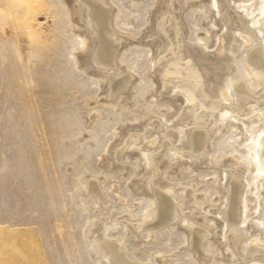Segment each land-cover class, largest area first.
Returning <instances> with one entry per match:
<instances>
[{
    "label": "rangeland",
    "instance_id": "374dc122",
    "mask_svg": "<svg viewBox=\"0 0 264 264\" xmlns=\"http://www.w3.org/2000/svg\"><path fill=\"white\" fill-rule=\"evenodd\" d=\"M98 1L120 38L112 70L95 62L99 40L82 0H0V228L33 230L46 264H96L99 239L133 264H264V174L253 183L243 126L263 130L264 106L246 104L238 122L227 114L236 85L252 81L248 55L264 50L262 36L252 43L239 24L264 31V0ZM19 8L15 25L8 16ZM174 65L197 69L190 97ZM122 79L127 86L111 91ZM199 121L207 138L193 152ZM235 174L233 235L226 208ZM156 191L176 215L148 227ZM192 228L204 231L198 247Z\"/></svg>",
    "mask_w": 264,
    "mask_h": 264
},
{
    "label": "bare ground",
    "instance_id": "6f19581e",
    "mask_svg": "<svg viewBox=\"0 0 264 264\" xmlns=\"http://www.w3.org/2000/svg\"><path fill=\"white\" fill-rule=\"evenodd\" d=\"M82 1L84 5H86L88 8L91 19L90 21L91 26L92 28H94V32L98 36V40H99L98 49L94 55L95 62L103 69L112 70L114 69L113 63L120 42V38H118V36L110 26V14L107 11V9L103 7L98 0H82ZM218 1L225 2L227 0H218ZM7 6L8 4L6 3V7H4V12H6V10H9ZM249 12L250 15H254V12L252 11ZM260 12L263 13L262 7L260 9ZM24 13L25 11L24 10L21 11L20 9L17 10V14H15V16L11 15V17L8 16V18L11 19L17 17V23H14L16 25L18 24L19 19H21ZM250 23H252V21H248V20L240 21L239 31L241 33H244L247 37H249L252 43L253 42L258 43L260 40L259 37L253 34L257 32L264 39V31L260 29L256 30V28H254L256 26V23L254 27H250L249 26ZM24 30L22 33H25ZM161 33H163V31H161ZM247 37H245V39L248 40ZM252 37L254 38L252 39ZM221 55H223L224 58H227L226 55L222 53ZM25 57L28 59L30 58L32 59L31 52L29 51L26 52ZM209 63L210 61L208 60L207 64ZM213 64H215V66H218L220 68L225 64V59L215 57V62ZM246 67H247V73L252 78V81L250 82L249 86H246L243 82H239L236 85L235 92H236V98L238 104L237 106L236 105L232 106L227 111V114L235 122H238V120L241 121V119L239 118L240 115L243 114L246 104L253 103L255 108H257L258 106H264V50L259 47L253 48L252 52L247 57ZM184 70L181 66L174 65V71H173L174 73L172 74V76L177 77L183 82L182 89L187 94V96L190 97L193 94L192 88H198L200 86L201 77L194 66L193 68H191V70L189 68H186L187 71L183 72ZM182 73H184L185 76L187 77L188 79L187 82L183 81ZM126 83L127 81H125V79L119 81L117 80V82L115 81L111 82L109 88L111 91L114 92L116 91V89L120 90L125 88L127 86ZM224 97L226 96L224 95ZM190 103H192V101H190ZM217 111H218V106L216 104H214L213 107L209 110V112L212 115H215V112ZM230 125H233L235 129H239L237 125L234 124L233 122H231ZM243 126L247 133V138L245 139V142L249 144V146H247V148L249 149V154H248L249 166H250L249 168L251 169L250 171H251L253 183L256 184L257 180H259L264 174V167L262 166L264 158L259 157V152L262 149L264 151V129L260 130L258 128L254 130L253 127L248 126L246 124H243ZM205 127H206L205 123L203 121H199V124L195 127L194 132L192 131L190 135L191 151L199 152L203 148L207 138L206 136L207 132L204 129ZM168 147L169 146L166 144L164 147V149L166 148L164 150L165 153H168L167 152L169 150ZM161 156L162 153L152 155L150 158V163L157 167L159 165L160 160L162 159ZM118 157L119 156L117 155V158ZM90 182L89 184L91 185ZM79 183L80 186L85 185L87 183L86 178L82 177V179L79 180ZM92 188H93L91 189L92 191L95 190L94 184ZM241 188H242L241 174H235L232 180L230 181V185L228 188V203L226 208L227 223L229 224V229H230L229 231L233 235H234L235 225L236 223H238L241 217L240 215ZM156 196L157 198L154 206L157 209V212L156 215L153 216V213L150 211V214H152L153 216V220H152L153 222H150V224L148 223L147 224L149 225L148 227H155L168 223L172 221L176 215L175 207H174L175 204L170 197H168L166 194H163L161 192L158 193L157 191H156ZM257 223L260 225H264V220L260 219ZM36 235L37 234H35L33 230L11 231L5 228L4 229L0 228V264H46L45 258L42 254L41 247L39 246L40 243L37 242ZM192 235L194 239V244L198 247L201 244L202 240L204 239V231L199 229L193 230L192 228ZM101 240L102 239H99L98 241L99 243L101 242L102 244L101 251L103 252L104 257L100 256L101 253L100 251L97 252V256H99L97 262L99 264H133L132 262H129L128 259L125 257V255L122 253V251H120V249L117 246L118 244L117 245L112 244L107 241L103 242V240L102 241ZM115 245L117 248L114 247Z\"/></svg>",
    "mask_w": 264,
    "mask_h": 264
}]
</instances>
